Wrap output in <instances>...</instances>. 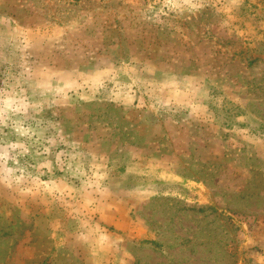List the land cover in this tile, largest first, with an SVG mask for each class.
I'll return each instance as SVG.
<instances>
[{"label": "rangeland", "instance_id": "1", "mask_svg": "<svg viewBox=\"0 0 264 264\" xmlns=\"http://www.w3.org/2000/svg\"><path fill=\"white\" fill-rule=\"evenodd\" d=\"M0 264H264V0H0Z\"/></svg>", "mask_w": 264, "mask_h": 264}]
</instances>
